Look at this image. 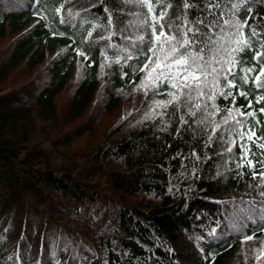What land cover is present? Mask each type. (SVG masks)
Wrapping results in <instances>:
<instances>
[{
  "label": "trees",
  "instance_id": "obj_1",
  "mask_svg": "<svg viewBox=\"0 0 264 264\" xmlns=\"http://www.w3.org/2000/svg\"><path fill=\"white\" fill-rule=\"evenodd\" d=\"M166 2L173 32L247 19L251 47L242 52L230 53L235 46L212 29L220 41L213 47L223 45L218 58L239 62L228 77L236 87L221 79L215 100L201 98L195 116L173 103L102 134L93 121L52 135L36 123L58 120L56 100L79 65L67 122L81 119L101 90L110 114L120 91L141 85L146 9L136 0H0V37L13 35L0 82L18 67L44 70L31 90H0V264H264V255L256 263L241 257L264 240V139L245 141L247 154L239 147L248 128L254 140L264 137V88L253 80L260 65L252 59L264 51V0H187V9L183 0ZM247 68L256 71L245 83ZM168 91L161 83L151 100L167 101ZM144 109L151 110L146 101ZM85 137L94 139L77 150Z\"/></svg>",
  "mask_w": 264,
  "mask_h": 264
},
{
  "label": "snow or ice",
  "instance_id": "obj_2",
  "mask_svg": "<svg viewBox=\"0 0 264 264\" xmlns=\"http://www.w3.org/2000/svg\"><path fill=\"white\" fill-rule=\"evenodd\" d=\"M139 6L146 9V20L151 30V39L145 41L144 37H139L141 44H147V49L143 52L146 60L141 68L144 76L141 81V87L145 89V94L148 90L156 91L161 83L167 84L171 91L166 94L171 97L168 101H155L157 107L167 108L175 103L177 108L180 106L188 110L191 116L196 115L195 108L199 111L202 107L199 102L201 98L207 96L209 100H215L217 95L218 84L221 79L227 81L226 86L229 88L236 87L234 80L229 79V75L233 74V68L239 63L234 57L226 62L218 58L219 52L223 49V45L219 48H214L213 44H220V41H213L212 29L220 27V40L226 41L235 47L230 49L231 52H242L245 48L251 47V42L248 36L245 35L244 29L248 27L247 19L241 22L239 19L222 20L215 18L208 24L204 21H198L204 24L205 31L200 32V29H194L185 25L183 28L173 32L172 25L167 26L164 23L165 17L168 15V10L172 7L170 2L166 0H136ZM219 5H216L218 7ZM183 7L187 9L189 4L187 0H183ZM239 4H234L233 8L238 9ZM158 10V11H157ZM251 12V9H248ZM157 27L159 30H157ZM227 30V31H226ZM252 35H256L255 29L252 30ZM264 49V43L260 45ZM264 56V51L254 50L252 59L260 65L259 71L254 76L253 80L258 88H264V82L261 77H264V62H261V57ZM227 63L228 67H217V64ZM245 73L241 79L247 83V73L254 72L256 69H242ZM220 95H224L222 91ZM242 96L247 94L239 93ZM260 99L264 100V97ZM183 102V104H182ZM251 107V104H249ZM264 113V107L260 109ZM241 115H246L241 113ZM249 115H253L249 114ZM237 124L240 121H236ZM259 123V121H257ZM240 148L247 154L250 149L245 142L256 143L264 137H256L255 130L248 128L247 131H241ZM264 149V144L258 145ZM231 151V149H229ZM251 165L252 161H248ZM254 167V165H253ZM256 174L255 172L253 173ZM261 177H264V170L260 172ZM254 239V236L245 237V241Z\"/></svg>",
  "mask_w": 264,
  "mask_h": 264
},
{
  "label": "rangeland",
  "instance_id": "obj_3",
  "mask_svg": "<svg viewBox=\"0 0 264 264\" xmlns=\"http://www.w3.org/2000/svg\"><path fill=\"white\" fill-rule=\"evenodd\" d=\"M13 38V35L7 31L6 35L4 37H0V66L2 62L5 60V58L8 56L10 50L8 47L9 41ZM51 59V56H48L46 61H49ZM43 67L39 66L37 69L33 70L32 72H26L23 67H18L14 70H11L7 73L6 78L0 82V90L1 89H12L16 87H20L22 85L24 89L31 90L33 85H37V81L43 76L44 70H39L38 72H35L38 69H41ZM84 74L82 65H79L77 67V70L75 72L74 78L69 80L66 84L65 88L62 90L61 94L58 96L56 100V112L58 115L57 121H48V122H39L37 121V128L38 130L48 131L52 135L56 134H65L68 131H70L72 128L78 126V125H87L90 122L98 121V134L105 133L109 131L113 126H115L117 123H121L124 121L128 116L132 117V123L136 124L139 121H142L144 119L145 113H149L146 116L149 118L153 117V114L158 112V108L155 101L160 100H151V98L154 96L152 90H148L147 94H145V89L141 87V85L135 89H132L130 91H120V102L117 108L110 114H106L103 111L102 108V102L101 100L104 97V91L101 90L98 92L95 97L96 99L91 104V106L88 108V110L85 112V115L77 120L76 122H67L66 120V111L68 108V103L70 99L73 97L74 89L76 88L77 82L80 78H82V75ZM102 75L105 76L104 73ZM106 77V76H105ZM33 78H35L36 83L33 82ZM29 82V83H28ZM94 97V98H95ZM171 97L168 96V100H170ZM167 100V101H168ZM146 101V103L150 104L151 110L150 111H141V107ZM148 101V102H147ZM153 104V105H151ZM148 106V105H147ZM94 138L85 137L78 142L75 143V148L77 150H84L87 148L88 144L93 140ZM141 198H139L140 200ZM137 199L135 198L134 201ZM264 255V240L258 242L256 245H251L243 248L241 257H243L244 263H250V262H257V260L262 259L261 257Z\"/></svg>",
  "mask_w": 264,
  "mask_h": 264
}]
</instances>
